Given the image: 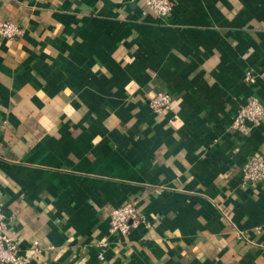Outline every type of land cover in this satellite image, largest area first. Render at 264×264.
I'll list each match as a JSON object with an SVG mask.
<instances>
[{"label": "crops", "instance_id": "1", "mask_svg": "<svg viewBox=\"0 0 264 264\" xmlns=\"http://www.w3.org/2000/svg\"><path fill=\"white\" fill-rule=\"evenodd\" d=\"M0 0V209L31 264H264V0ZM252 73L255 84L245 81ZM168 93L155 113L150 98ZM136 202L126 236L110 213Z\"/></svg>", "mask_w": 264, "mask_h": 264}, {"label": "built area", "instance_id": "2", "mask_svg": "<svg viewBox=\"0 0 264 264\" xmlns=\"http://www.w3.org/2000/svg\"><path fill=\"white\" fill-rule=\"evenodd\" d=\"M148 9L160 18L171 15L174 9L172 0H144ZM0 35L7 39H15L21 35V29L13 22L8 21L0 26ZM245 81L256 83L252 73L245 75ZM173 98L168 93H156L150 98V107L155 113H163L171 108ZM264 119V104L253 96L237 112L234 128L247 135L250 127L259 124ZM242 180L244 185L256 186L264 183V161L252 156L243 166ZM140 223L150 225L142 213L139 212L136 202L132 201L113 209L110 213V230L119 236L128 235ZM0 264H31V258L20 252L19 246L7 233V222L0 209Z\"/></svg>", "mask_w": 264, "mask_h": 264}]
</instances>
